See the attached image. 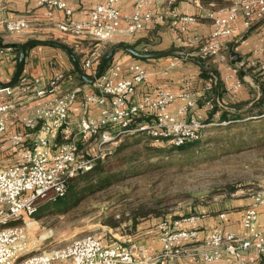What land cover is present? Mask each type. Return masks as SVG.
Masks as SVG:
<instances>
[{
  "label": "built area",
  "instance_id": "built-area-1",
  "mask_svg": "<svg viewBox=\"0 0 264 264\" xmlns=\"http://www.w3.org/2000/svg\"><path fill=\"white\" fill-rule=\"evenodd\" d=\"M152 1L157 0H131L132 10L123 14L117 5L119 0H104L79 21L69 19L71 9L65 0H35V3L47 9L49 19L53 18L54 10L63 12L65 17L56 25L60 31L89 37L101 46L111 42L119 31L134 34L149 25L166 24L172 31L184 35L182 46L193 54L223 62L228 57L226 39L239 35L264 18V0H230L207 12L211 31L204 41H199L196 36L185 34L196 17L177 12L173 6L179 0H162L163 7L156 9L149 7ZM183 1L200 6L199 0ZM27 24L26 16L0 17V32L19 33ZM99 59V50L95 49L79 63L84 71L93 75ZM249 65L254 66V61H249ZM259 69L264 70V65ZM147 76L146 68L137 60L123 66L119 58H113L87 90L77 85L61 91L65 77L60 72L44 85H39L38 77L29 79L22 73L19 75L17 84L21 91L31 90L34 97H52L34 107L33 115L22 119V130L8 137L13 161L0 166V264H156L159 260L179 256L189 257L192 264H210L223 252L230 257L227 264H254L256 257L264 258V224L260 225L258 214V208L264 207V184L248 194L241 232L210 229L201 248L186 250L182 246L198 236L195 228L180 227L181 222L192 223L200 216L188 213L157 223L161 250L150 259L145 257L146 246L136 243L129 235L124 236V244L112 241L103 245L90 231L64 244L25 256L28 224L35 223L33 215L39 204L62 197L66 179L89 170L95 159L111 154L110 144L120 135L141 132L155 143L168 142L175 146L199 138L205 126L202 116L194 112L186 115L195 108L203 91L200 93L184 80L177 93L164 86H154L135 98L137 86L146 81ZM240 83L236 80L230 89ZM209 87L207 83L203 90ZM8 90L0 88V135L5 130L6 116L14 108V103L5 99L4 93ZM77 94H81L80 112L73 130L67 115ZM175 100L180 104L172 113L168 107ZM203 104L208 109L212 107L211 101ZM36 125L34 135L32 129ZM78 144L93 146V154L84 157L79 153ZM222 216L218 214L219 218Z\"/></svg>",
  "mask_w": 264,
  "mask_h": 264
},
{
  "label": "crops",
  "instance_id": "crops-1",
  "mask_svg": "<svg viewBox=\"0 0 264 264\" xmlns=\"http://www.w3.org/2000/svg\"><path fill=\"white\" fill-rule=\"evenodd\" d=\"M103 1L104 0H65L67 6L71 9L69 19L73 21L85 19L88 15V11L95 4ZM199 1L200 6H195L192 3L179 0L174 3L173 7L179 13L192 14L196 17L195 22L188 25L185 34L196 36L199 41H204L211 31V22L207 17V12L216 7L228 4L230 0ZM117 5L123 14H127L132 10L131 0H119ZM163 5L162 0H157L152 1L149 7L151 9H156L163 7ZM46 12L47 9L45 7L37 6L35 0H0V17L10 18L22 15L26 16L28 19L27 27L19 33L7 34L0 32V81L5 82L10 79L16 62L15 48L19 43L29 38L54 39L61 41L70 47L78 57L79 62L88 52L95 49L100 51L99 48L101 45L89 37L74 36L70 33L62 32L57 28V22L65 17L62 11L54 10L52 12V19L48 18ZM183 36L184 35L180 33L172 31L166 24H161L146 26L134 34L119 31L111 42L121 41L132 45L138 51H147L151 49L164 50L170 47L185 48L181 43V37ZM239 38H241V41L238 40ZM226 40L227 53L228 47L233 44V50L239 53L243 58L244 68L250 67L256 77H258L260 81H264V70L259 69L260 65H264V18L253 23L239 35L234 36L233 38H227ZM106 44L107 43L101 47H105ZM227 56V61L224 62L213 58L211 59V65L217 71L220 80L221 91L220 95H217L216 104L221 108L234 109L235 112H239L248 107L249 103L237 110L233 106H238L240 102L251 99L253 93H251L250 88L246 87L242 82L238 87L230 89V86L236 80L241 81L242 78L240 79L238 75L237 65L231 64L229 61V54ZM114 58L121 59L123 66L131 61H136L133 57H130V55L123 54L114 56ZM251 60L254 61V66L249 65V61ZM141 64L146 68L148 76L146 81L137 86L135 98L139 97L142 93L149 91L150 88L154 86H164L170 89L173 93H177L184 80H188L190 85L200 93H202V91L204 93L205 91L203 90V87L207 83L199 77L198 68L188 65L178 57L174 58V56L171 55L161 56L141 61ZM234 69L236 72L233 71ZM59 72L65 77V82L60 89L61 91L68 90L77 85H79L82 90H87L91 86V83L80 84L77 83L78 81H75L73 74L70 72V65L66 57L58 48L46 45H34L26 50L21 73L26 75L27 78L32 79L38 77L39 85H44L52 75ZM242 80L254 88V97H256L258 94V86L253 82L250 75L247 74V78ZM4 96L5 99L11 100L14 103V108L6 116L5 130L0 135V141L3 139L7 140L8 150L3 153L9 154L12 162L13 153L9 145L8 137L13 132L21 131L22 119L31 117L33 115L34 107L51 98L52 95L34 97L31 90L21 91L19 85L16 84L9 88L8 93H4ZM80 99L81 94H77L74 103L68 110L67 121L70 128L73 130L75 129V122L80 112ZM201 100L202 97H198L195 108L191 109L186 116H188L190 112H194L200 114L202 119L206 118L208 108L201 103ZM213 101L215 102L214 90ZM179 104L180 102L175 100L169 105L168 110L174 113ZM37 129L38 125L32 129L34 135L37 133ZM2 146L3 145L0 146V149L3 148ZM263 184L264 179L261 180V185ZM220 201L221 202L217 205L210 204L209 209L204 211L205 213L195 210L191 212L200 215L192 223H180V227H192L198 231L196 240L183 243L182 246L186 250L203 247L206 233L213 228H216L223 233L241 232V218L244 208L249 203V196L242 195L236 191L230 193L228 198H223ZM219 213L223 214L222 218L218 217ZM258 214L259 223L262 225L264 224V207L258 208ZM180 215L182 214H178L176 217ZM157 223L158 221L155 222L153 218L144 219L137 224L135 231L129 235L136 243H141L146 246L147 252L145 257L149 259L158 254L161 250V245L157 239ZM107 232H111L110 228ZM109 235L110 236L107 240L104 241L101 239L103 245H108L112 241H118L121 244H124V236L126 235H118L116 231H112ZM229 258V255L223 252L216 261L210 264H227ZM263 263V259L256 257L254 264ZM156 264H192V260L187 256H179L171 260H159Z\"/></svg>",
  "mask_w": 264,
  "mask_h": 264
},
{
  "label": "rangeland",
  "instance_id": "rangeland-1",
  "mask_svg": "<svg viewBox=\"0 0 264 264\" xmlns=\"http://www.w3.org/2000/svg\"><path fill=\"white\" fill-rule=\"evenodd\" d=\"M111 43L100 46V57ZM114 54L128 55L121 51ZM74 79L78 81L75 76ZM217 115L203 119L205 126L199 138L187 149L152 142L145 133L120 135L110 147L127 141L130 145L119 154L126 155L132 150L139 153L129 161L121 160L119 155L107 160V171H118L119 180L104 189L85 193L75 205L60 211L52 201L39 204L33 215L35 223L28 224L25 256L64 244L83 232L95 233L105 241L112 231L131 235L137 224L147 218L159 222L192 210L205 213L210 204L217 205L229 193L248 195L264 179V116L259 121L244 117L228 122L219 121ZM137 137L142 138L131 143ZM1 145L0 166H3L11 159L3 153L8 150L7 140L0 141ZM78 149L84 157L94 152V147L86 144H78ZM145 213L148 216L141 218ZM133 214L137 220L132 227L128 219ZM106 218L120 221L119 229L104 224Z\"/></svg>",
  "mask_w": 264,
  "mask_h": 264
},
{
  "label": "trees",
  "instance_id": "trees-1",
  "mask_svg": "<svg viewBox=\"0 0 264 264\" xmlns=\"http://www.w3.org/2000/svg\"><path fill=\"white\" fill-rule=\"evenodd\" d=\"M31 47V46H30ZM28 47V48H30ZM25 49L26 50L28 49ZM189 53H193L190 49H185ZM107 50V49H106ZM152 50V49H151ZM154 50V49H153ZM16 51V56H17V47L15 48ZM120 50H115L113 52V56L111 58V60L114 58V53L118 52ZM148 51V50H147ZM157 51V50H155ZM24 52V55H25ZM124 52V51H121ZM105 53V52H104ZM104 53L101 55V57L104 55ZM167 56V55H165ZM174 56V55H172ZM100 57V59H101ZM177 57V56H176ZM76 58L78 59V57L76 56ZM134 58V57H133ZM180 58V57H178ZM203 59V61L214 70L215 74H216V78H214L210 73H206L203 72L196 64L198 71H199V77L204 80L206 83L210 84L209 89L205 90L204 93L202 94V100L201 103H204V101L208 100L211 101L212 103V107L210 109H208L207 113L208 115L206 116V118L204 120H206L207 118L209 119V117L212 116V114H218L217 115V119L219 121H228V122H234L235 120H239L242 119L244 117H248L246 120H250V119H254V121H259L263 116H264V81H260L258 77H256V75L252 72L250 67H245L244 70L246 72V74L250 75V77L252 78L253 82L257 84L258 89L260 91V97L259 99L252 104L251 106L246 107L245 109L239 111V112H235V111H230L228 109H224L219 107L216 102L213 101V90H214V82H216L217 84V89H218V96L220 95V80L219 77L217 75V71L215 70V68L211 65V59L209 57H201ZM99 59V60H100ZM137 59V58H136ZM183 61H187L190 63V60L187 59H183L180 58ZM111 60H109L106 64H108L109 62H111ZM141 61H146L148 59H138ZM79 61V60H78ZM106 64L104 65V67L106 66ZM194 64V63H193ZM97 66V65H96ZM70 72L71 74H73V76H75V78L79 81V83L83 84V82H81L77 75L75 74V72L72 70V68H70ZM85 73L87 75H90L88 72L85 71ZM241 79V78H240ZM241 82L246 85V87L250 88L251 93H253V97L251 99L242 101L238 104V106H233L236 110L245 106L246 104L250 103L255 97V90L254 88H252L250 85H248L246 82H244L241 79ZM209 116V117H208ZM256 119V120H255ZM203 120V121H204ZM251 121V120H250ZM248 121V122H250ZM133 134H142L141 132H136ZM150 141H152V138L148 135H145ZM142 137H137L136 139H134L131 143H136L138 139H140ZM198 139V138H197ZM197 139L195 140H190V141H186L184 143H182L181 145H171L168 142H162L164 143V145L169 146L173 149H187V147H189L191 144L195 143L197 141ZM153 142V141H152ZM130 142L127 141H121L119 142L117 145H115V147L112 149L111 154L103 157V158H97L93 161V164L91 166V168L87 171H82V172H78L76 174H74L73 176H70L66 179L65 181V193L62 197L52 201L54 208L56 210H62V208L67 207V206H73L75 205L81 198H83L85 193H92L94 191H98L101 189H104L106 187H108L110 184L116 182L119 180V174L118 171H107L106 169V162L107 160L114 156H120V159L123 161H126L129 159H132L133 156L139 152H137L136 150H132L130 153L126 154V155H120L119 153H121L122 150H124L127 146H129ZM143 150H141L140 152H142ZM149 157H153V156H149ZM230 194V193H229ZM228 194V195H229ZM194 210H192L193 212ZM139 216V215H138ZM141 218H145L148 216V213L141 215ZM113 218V217H112ZM139 218V217H138ZM111 221V219L106 218L103 220L104 224H108L112 227L113 230H118L121 224L120 221L118 220H114ZM130 221L131 226H135L136 225V220H137V216L135 214L131 215L128 219ZM261 259L264 260L263 257H260ZM264 264V263H263Z\"/></svg>",
  "mask_w": 264,
  "mask_h": 264
},
{
  "label": "water",
  "instance_id": "water-1",
  "mask_svg": "<svg viewBox=\"0 0 264 264\" xmlns=\"http://www.w3.org/2000/svg\"><path fill=\"white\" fill-rule=\"evenodd\" d=\"M34 45H46V46H52L60 49L67 57L69 63L71 64L72 70L77 75L78 79L83 83H92L95 79L99 77L101 74L104 65L112 58L113 52L115 50L124 51L128 55L137 58V59H152L157 58L165 55H174L183 59L190 60L194 64H196L203 72L210 73L214 78H216V74L212 68H210L201 57L189 53L183 48L180 47H170L164 50H157V51H138L136 50L132 45H129L127 43L116 41L111 43L107 50L105 51L104 55L101 57V59L98 61L95 72L93 75H87L85 71L81 68L80 63L78 59L76 58V55L74 52L68 47L65 43L54 40V39H38V38H29L25 41L19 43L17 45V56H16V62H15V68L13 71L12 76L8 81H0V88L6 89L11 88L17 84L18 77L22 72L23 64H24V52L25 49L34 46ZM228 54H229V61L231 64H236L238 67V75L242 79L247 78V74L244 70L243 66V58L242 56L233 50V44H231L228 47ZM217 84L214 82V100L217 102ZM260 97V91L258 89L257 96L248 104V106H251L254 104ZM231 111H235L234 109H228Z\"/></svg>",
  "mask_w": 264,
  "mask_h": 264
}]
</instances>
